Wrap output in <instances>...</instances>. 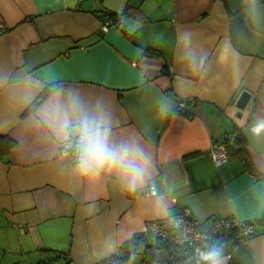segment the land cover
I'll list each match as a JSON object with an SVG mask.
<instances>
[{"label": "crops", "instance_id": "1", "mask_svg": "<svg viewBox=\"0 0 264 264\" xmlns=\"http://www.w3.org/2000/svg\"><path fill=\"white\" fill-rule=\"evenodd\" d=\"M127 8L102 32L96 10ZM260 124L264 0H0V135L17 144L0 159V264H66L46 249L99 264L132 238L153 245L147 222L183 210L202 231L263 218ZM86 130L116 158L98 175L73 159ZM238 134L256 176L238 157L213 161V146L235 148ZM226 250L220 264H264V226Z\"/></svg>", "mask_w": 264, "mask_h": 264}, {"label": "trees", "instance_id": "2", "mask_svg": "<svg viewBox=\"0 0 264 264\" xmlns=\"http://www.w3.org/2000/svg\"><path fill=\"white\" fill-rule=\"evenodd\" d=\"M130 10L131 8H127L122 13H120V15H118L116 13H113L112 11H109L108 9L107 10L101 9V10H96L95 14L98 15V18L101 21L110 20V22L113 25H117L120 18H123L125 20V17L130 13L129 12ZM120 26H115V28H120ZM163 72L167 73L166 70H163ZM52 86L53 85H50L48 89L39 97V99H43L49 94H51V92L53 91ZM49 89H52V90L48 91ZM38 102H36L35 105L39 104ZM29 111H32V110L30 109ZM235 140L237 141V144H238V146H236L235 148H230V147L225 146L228 155L232 157L233 156L238 157L242 161V163L245 164L247 169H249L251 173H253L254 176H256L253 164L250 163V161L247 158L246 152H245V147H246L245 140L242 138L240 134H238ZM16 146H17L16 141L10 138L9 135H6V134L4 136L0 135V159L6 160V158L9 156L11 151L14 148H16ZM71 152H74L73 149ZM74 158L75 157L73 154V159ZM247 224H249L250 226L253 225L254 230H255L256 225H260L263 227L264 217L261 219L255 220L254 222H249ZM238 230L239 228H237V226L230 227L227 230H224L216 234L213 237L212 241H205L204 243H201L198 245H192V246L180 245L174 250V253L169 252L167 249L168 246H166L165 243H163L162 241H159L157 238H155V243L149 246L147 245V242H145L147 239L145 236L135 237V238H132L131 241H129L128 243L124 244L121 247L122 249L121 254L112 255L106 260L100 262L99 264H110L113 262H119L120 260L127 259L131 256L132 253H135L138 249H141L143 247L144 249L151 248L150 253L152 255H151L150 260L148 261L151 264H197L196 263L197 261H199L201 264H210L211 262L204 260L202 256L208 253H215L216 258H220L224 256L227 252L226 249H228L230 245H233L236 242V239H237L236 235H237ZM159 248H163L165 250V253H167V257L160 261L156 253V250H158ZM46 251L53 255L52 258L48 260V263L63 260L66 264H71V259L70 257H68L67 253H64L62 251H59V252L53 251L50 249H46ZM44 263H47V262H44Z\"/></svg>", "mask_w": 264, "mask_h": 264}, {"label": "built area", "instance_id": "3", "mask_svg": "<svg viewBox=\"0 0 264 264\" xmlns=\"http://www.w3.org/2000/svg\"><path fill=\"white\" fill-rule=\"evenodd\" d=\"M124 23V19L120 18L117 25H113L110 20L101 21V30L106 33L108 30L115 26H120ZM60 154L66 157L70 154L72 148L68 143L60 146ZM213 161L215 165L220 166L229 158L225 145L215 144L211 150ZM75 160L80 159L79 151L74 154ZM148 195H156V190L154 186L148 187ZM212 227L208 230H201L199 223L189 210H183L173 217H168L165 220H154L149 221L146 224V232L149 237L157 238L159 241L165 243L168 246V251L174 253V250L180 245H198L204 243L205 241H212L213 237L230 227L237 226L239 228L237 232L236 242L232 245L233 247L239 246L247 242V240L252 237L254 233V226L244 223H234L229 220H215ZM197 264H201L199 261ZM140 264H151L148 261H142Z\"/></svg>", "mask_w": 264, "mask_h": 264}, {"label": "clouds", "instance_id": "4", "mask_svg": "<svg viewBox=\"0 0 264 264\" xmlns=\"http://www.w3.org/2000/svg\"><path fill=\"white\" fill-rule=\"evenodd\" d=\"M58 130L62 132L63 128L60 127ZM260 130H264V124L258 125L255 129L257 132ZM76 131V129H73L74 133ZM80 145L81 147L78 151L81 156L80 171L82 174L98 175L101 169L115 165V156L109 155L98 136H94L86 130V134L80 138ZM127 168L133 173V183L131 186L135 187V179L139 173V166L135 163H128ZM202 258L210 261L211 264H220V260L216 258L215 253H208L203 255Z\"/></svg>", "mask_w": 264, "mask_h": 264}, {"label": "water", "instance_id": "5", "mask_svg": "<svg viewBox=\"0 0 264 264\" xmlns=\"http://www.w3.org/2000/svg\"><path fill=\"white\" fill-rule=\"evenodd\" d=\"M251 98V94L247 91L242 92L241 95L238 97L236 101V107L240 110H244L245 107L247 106L249 100Z\"/></svg>", "mask_w": 264, "mask_h": 264}, {"label": "rangeland", "instance_id": "6", "mask_svg": "<svg viewBox=\"0 0 264 264\" xmlns=\"http://www.w3.org/2000/svg\"><path fill=\"white\" fill-rule=\"evenodd\" d=\"M149 240L152 241L150 244L155 243V239L154 238L151 237V239H149ZM156 252L158 253L159 261H160V259H165L167 257V253H165V250L163 248H159L158 250H156ZM150 255H151V253H150ZM145 260H147V261L150 260V257H145L143 261H145Z\"/></svg>", "mask_w": 264, "mask_h": 264}]
</instances>
